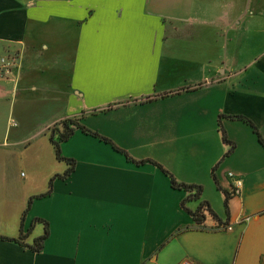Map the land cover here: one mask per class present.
I'll return each mask as SVG.
<instances>
[{
	"label": "crops",
	"instance_id": "1",
	"mask_svg": "<svg viewBox=\"0 0 264 264\" xmlns=\"http://www.w3.org/2000/svg\"><path fill=\"white\" fill-rule=\"evenodd\" d=\"M11 53L0 234L30 229L32 243L41 217L49 235L40 251L0 238V264H264V145L234 116L264 136V0H0V56ZM70 116L201 184L216 217L197 223L159 165L81 128L61 143L74 170L24 214L68 166L50 129Z\"/></svg>",
	"mask_w": 264,
	"mask_h": 264
},
{
	"label": "trees",
	"instance_id": "2",
	"mask_svg": "<svg viewBox=\"0 0 264 264\" xmlns=\"http://www.w3.org/2000/svg\"><path fill=\"white\" fill-rule=\"evenodd\" d=\"M234 116L240 117V118L246 120L247 122H249L251 124V126L253 127L254 131L256 132L259 141L264 145V136L260 132L258 126L250 118H248L244 115H234ZM77 128H81L86 132L92 133V134L97 135L106 141L112 142L106 136H103L99 132L88 128L83 123L81 116L65 117L61 120V122L59 124H55L54 126H52L50 129V139L54 145L56 157L59 160H64L68 164V166L64 172L57 173L51 177L47 190H45L44 192L35 194V195L30 197V199L28 200L27 206L24 210V214L28 211V209L31 206V203L35 197H41V196H45V195H48L49 193H51L52 188H53V180L55 179V177L59 176V177L67 178L72 173V171L74 170L75 165H76V160H75V158L65 156L62 153L61 143L65 140H68L74 134V132ZM221 129H222L223 139L225 141H228L231 144L229 151L233 150V148L235 146L234 142L229 140V138L226 135L225 130L223 128H221ZM113 146L116 149L125 153V155L127 156L128 159L133 160L134 162H136L138 164L144 163L146 161H152V162L156 163L157 165H159L163 169V171H165L170 176L171 183H172L173 187L182 188L188 192L187 195L185 196V198L181 201V205L183 206V208H185L193 216L194 220L197 223H201V222L205 221L206 216H207L206 213H210L216 217V214H215L210 202L207 199L202 198L203 187L201 184L187 183V182L181 181V180L177 179V177L170 170H168L166 167H164L162 164L158 163L157 161L149 159V158L137 159V158L133 157L131 154H129V152H127L123 148L117 146L116 144L113 143ZM229 151H227V153ZM228 197H229V193L226 192V198H225V205L226 206H228ZM190 200H200V203L195 209H192L187 204ZM38 221L44 222V224H45L44 232L41 235L35 237L32 243H29L26 240L27 236H28V231L30 229L27 232H24L23 228H21V232L17 237L5 236V235L0 234V238L13 240V241L20 243L21 245L30 247L33 250L40 251L43 249L44 242L49 235V224H48V221L46 219L41 218V217H35L33 220V223H36Z\"/></svg>",
	"mask_w": 264,
	"mask_h": 264
},
{
	"label": "built area",
	"instance_id": "3",
	"mask_svg": "<svg viewBox=\"0 0 264 264\" xmlns=\"http://www.w3.org/2000/svg\"><path fill=\"white\" fill-rule=\"evenodd\" d=\"M18 63V56L15 53L6 54L0 56V75L1 76H8L12 74L14 68L17 66ZM13 124H16V120H12ZM228 176L233 179V184L236 188V191H239L241 186L243 185V179L238 176L234 171H228ZM246 219H249L247 216ZM218 227L222 229H231V224H221ZM182 264H195L190 260L184 261Z\"/></svg>",
	"mask_w": 264,
	"mask_h": 264
},
{
	"label": "rangeland",
	"instance_id": "4",
	"mask_svg": "<svg viewBox=\"0 0 264 264\" xmlns=\"http://www.w3.org/2000/svg\"><path fill=\"white\" fill-rule=\"evenodd\" d=\"M203 199H204V198H203ZM224 204H225V203H224V200H223V201H221V206H223V207H224Z\"/></svg>",
	"mask_w": 264,
	"mask_h": 264
}]
</instances>
